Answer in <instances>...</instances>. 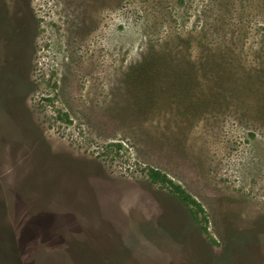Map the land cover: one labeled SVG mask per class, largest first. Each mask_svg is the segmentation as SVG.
<instances>
[{
  "label": "rangeland",
  "instance_id": "1",
  "mask_svg": "<svg viewBox=\"0 0 264 264\" xmlns=\"http://www.w3.org/2000/svg\"><path fill=\"white\" fill-rule=\"evenodd\" d=\"M238 1L257 65L264 0ZM219 5L0 0V264H264L263 89L180 97Z\"/></svg>",
  "mask_w": 264,
  "mask_h": 264
},
{
  "label": "trees",
  "instance_id": "2",
  "mask_svg": "<svg viewBox=\"0 0 264 264\" xmlns=\"http://www.w3.org/2000/svg\"><path fill=\"white\" fill-rule=\"evenodd\" d=\"M214 1L220 3V5L216 8H213L211 11V13L215 15L212 16V19L218 20L217 23L210 24L212 32H210V35H212V38H208L207 36H205L203 42H201V44L203 45L202 47H200L202 53L199 57L200 60H198V62L193 60V54H188L190 56L189 59H191L192 61L187 60V62H190L192 65H194L192 67L197 69V71H188L189 74L183 81H194L193 84H198L196 86V91L190 86V84H186L187 87H185V85H183L184 87L179 86L182 89L180 97L194 99L193 103L189 104L190 106H193V108L194 105H198L199 107L204 108V105H207L212 100H215V102H217L221 98L227 104L226 97H230L231 101L234 99L236 101L242 102L248 98V95L246 94L245 96V93L242 92L246 87L250 86L262 88L263 91L261 95L264 97V45H262V48H260V50L258 51L257 65H252L249 60H246V51L243 52V54H238L239 58H236L234 56L235 49L239 45L237 36L241 37V35H238L239 32L236 25L230 20V18H232L234 15V10L236 9L230 6L228 8L226 4H224L226 2L229 3L230 0ZM256 1L260 3L259 0H239L238 2H240L245 11L257 10L261 8V6L256 3ZM225 26L228 27V34H226V31L223 29V27ZM220 27H222L221 30L218 29ZM244 29H249L248 24L242 25V31ZM242 45L243 44L240 45L239 49ZM179 47L182 49L181 55H186V52L193 50V48L190 46V43L187 42L182 43ZM150 53L151 55L147 57L148 60L145 61L153 67L161 65V62L158 61L157 56L162 53H159V51H157L155 48H152ZM162 55L164 57L163 61L166 63L164 64L166 65L165 68L172 67V62L174 59L173 56H171L169 60L164 54ZM178 62L179 64H181L179 59ZM157 73L163 75L164 72L160 71ZM179 80L180 78L178 77L176 82L180 83ZM212 80L217 82V87L210 94H206L199 83L206 86V84L208 82H212ZM225 84L229 85L230 88L228 89L227 87H225ZM188 87L190 88V90H188ZM152 106L153 105H151L150 107ZM242 113L245 115H264V107H258L254 109L245 107L243 108Z\"/></svg>",
  "mask_w": 264,
  "mask_h": 264
}]
</instances>
